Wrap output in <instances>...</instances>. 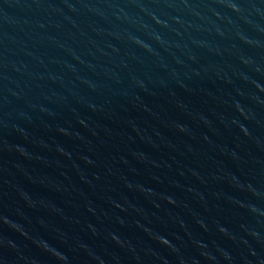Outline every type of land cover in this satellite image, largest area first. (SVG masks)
Masks as SVG:
<instances>
[{"label": "water", "instance_id": "water-1", "mask_svg": "<svg viewBox=\"0 0 264 264\" xmlns=\"http://www.w3.org/2000/svg\"><path fill=\"white\" fill-rule=\"evenodd\" d=\"M0 264H264V0H0Z\"/></svg>", "mask_w": 264, "mask_h": 264}]
</instances>
